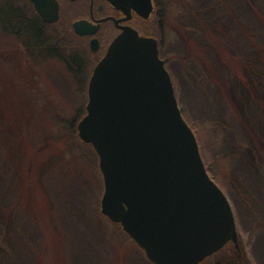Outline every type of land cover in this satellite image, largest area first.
<instances>
[{"label": "rangeland", "instance_id": "1", "mask_svg": "<svg viewBox=\"0 0 264 264\" xmlns=\"http://www.w3.org/2000/svg\"><path fill=\"white\" fill-rule=\"evenodd\" d=\"M160 2L162 18L158 24H161L163 29L162 34L159 32L163 56L169 61L167 67L178 91L180 106L186 110L188 122L196 125L203 138L204 161L210 164L231 154L233 144L229 143V139L236 132L238 140L245 145H253L251 148L254 149L257 160L264 165V64H257L259 75L254 77L249 73V88L247 85L243 86L233 73L221 63H217V58L212 56L219 78L231 88V93L227 94L228 101L233 100L237 108L239 106L243 108L242 111L249 113L253 125L251 128L258 132L255 144L252 140H247L250 138L249 134L241 129L231 104L224 102L219 90L213 87L211 94L214 98L219 97L217 112L223 114L217 118L228 123L227 133H224L230 134L227 139L223 135L222 140V131L216 134L218 129L212 124V120L216 118L211 110L213 102L208 110L202 106L197 95L188 91L189 79L184 75V69L189 70L192 75L201 73L196 63L184 59L188 55L187 47H196V44L202 43L200 33L196 32L201 29L200 22L195 19L193 9L202 11L197 13L198 16L202 14L209 22L225 28L234 47L242 50L249 47L247 37L264 32V18L262 20L252 8L254 0H221L222 4L219 0ZM206 4L211 8L203 10ZM154 24L147 22V34L151 35ZM24 25L23 21L16 22L15 31L20 32L19 29ZM21 47V36L8 34L0 39V53L19 50ZM3 65L0 56V117L8 109L17 111L14 123L20 126L21 131H28L30 140L40 145H43L47 138L57 139L63 136L56 122L57 116L71 118L86 100L77 93V83L64 63L55 58L44 60L36 68L35 84L26 82L19 74L12 73L6 78ZM211 131L219 137L218 140L216 136L215 139L211 137ZM243 149L242 155L230 156L228 160L229 167L236 172L241 182L244 198L239 200L233 195L227 196L234 209L239 237L243 239L252 263L264 264V229L257 224L254 213V210H264V183L257 166L252 165L253 153L248 147ZM56 153H60V156L56 158V164L46 167L44 182L59 210L58 223L67 231L66 253L70 264H153L133 240L119 234L111 222L100 217L99 210L102 213L101 202L105 191L100 167L98 169L76 145ZM5 182L10 186L13 184L9 178L0 175L1 213V209L6 208V203L14 202V199L10 200L11 196L15 195L14 189L13 195L7 194L8 187ZM219 185L226 193L227 185L222 182ZM31 225L29 224V227L33 229ZM38 234L39 232L36 236L40 238ZM20 250L24 251L22 247Z\"/></svg>", "mask_w": 264, "mask_h": 264}, {"label": "water", "instance_id": "2", "mask_svg": "<svg viewBox=\"0 0 264 264\" xmlns=\"http://www.w3.org/2000/svg\"><path fill=\"white\" fill-rule=\"evenodd\" d=\"M154 8L146 0L147 19ZM88 93L78 130L99 156L103 215L154 264H201L238 245L232 203L207 169L158 39L125 27L95 67Z\"/></svg>", "mask_w": 264, "mask_h": 264}, {"label": "trees", "instance_id": "3", "mask_svg": "<svg viewBox=\"0 0 264 264\" xmlns=\"http://www.w3.org/2000/svg\"><path fill=\"white\" fill-rule=\"evenodd\" d=\"M219 3L222 4L221 0H219ZM158 5L157 12L148 22L155 23L152 26L151 35L160 40L161 56L164 59L162 40L159 34V32L162 34L163 29H161V24H158V21L162 18V10L161 5ZM209 8L211 7L206 4L203 10ZM252 8L263 20L264 0H254ZM19 9L23 10L20 7ZM215 9L217 8L215 7ZM228 11L230 12V10ZM198 12L201 13L202 11L193 9L195 19L200 22L201 29L196 30V32L200 33L202 43L196 44V47H187L188 55L184 59L196 63L200 67L201 73L192 75L189 70L184 69V75L189 79L188 91L196 94L198 102L207 110L210 109V104L213 102L211 110L216 118L212 120V124L218 129L216 134L218 131H222L221 139L223 135L227 139L230 138V134L224 132L228 129V123L217 118L223 116L222 113L217 112L219 97L218 99L217 96L214 98L211 94V89L213 87L217 88L223 101L231 104L241 129L246 130L249 134L250 138L247 140H252L255 144L258 139L256 137L258 132L251 128L253 125L249 113L242 111L243 108L239 106L237 108L233 100L229 99L228 101L227 94L231 91V88H228L219 78L212 56L217 58V63H221L233 73L243 86L247 85L250 88L249 73L254 77L257 74L259 75L257 64H264V32L261 31L260 34H251L247 37L249 47H244L241 50L239 47H234L229 32L225 28L209 22V19L202 14L198 16ZM0 21L4 28L12 26L15 34L21 36V42L23 43V47L19 50L0 53L4 62V76L6 78L12 73L19 74V77L26 82L35 84V82L37 83L36 68L39 64L43 63L44 60L55 58L64 63L72 75L79 76L81 81L76 84V90L79 88L80 91L87 94L88 77L93 66L89 63V55L85 47L81 45L76 48L69 47L70 43L75 42L72 38L62 43L60 47H53L51 45V33L44 23L37 17L28 18L23 12H19L17 16L7 12L0 16ZM16 21H23L25 24L19 29L20 32L15 31L14 22ZM3 35L6 34L3 33ZM165 61L168 65V59ZM177 96L180 99L178 91ZM85 99V102L78 107L77 113L71 118L57 116L56 122L61 130L58 129L63 133V136H59L57 139L47 138L43 145L31 141L28 131H21L20 126L14 123L17 111L8 109L4 114L2 113L0 117V175L11 180L12 186L5 182L6 187H8L7 194L13 195L14 189L15 195L11 196L10 200L14 199V202L6 203V208L1 209L2 213L0 212V264H70L68 253H66L67 231L61 223H58L57 213H59V210L46 188L44 175L46 167L56 164V158L60 156V153L56 152L58 150L64 151L74 145L79 148L83 155H87L90 161L99 169V156L95 148L92 144L85 143L79 136V123L87 114L88 98ZM262 106L264 109V101ZM181 109L187 120L186 110ZM26 116L28 115L26 114ZM190 125L198 137L202 151L203 138L201 133L196 125ZM216 134L211 131V137L215 139L216 136L218 140L219 137ZM237 137L236 132H234V136L229 139V143L233 144L231 154L221 157L220 160H215L213 163H206V166L211 177L218 184L222 182L227 185L226 194L228 196L233 195L234 198L237 197L242 200L244 192L241 188V182L236 172L229 167L230 161L228 159L233 155H242L243 148L248 147L253 153L255 165L254 163L252 165L257 166L263 183L264 165L257 160L256 153L251 148L253 145H245ZM40 194L43 196V200ZM254 213L257 224L264 229V210H254ZM99 215L111 222L119 234L133 240L120 223L112 222L101 213V210H99ZM24 221L28 222L25 223ZM29 224H32L33 229L29 227ZM25 225H28V227ZM38 232L40 238L36 236ZM38 239L40 240L38 241ZM20 247L24 251H21ZM201 264L253 263L240 236L238 245L230 242Z\"/></svg>", "mask_w": 264, "mask_h": 264}, {"label": "flooded vegetation", "instance_id": "4", "mask_svg": "<svg viewBox=\"0 0 264 264\" xmlns=\"http://www.w3.org/2000/svg\"><path fill=\"white\" fill-rule=\"evenodd\" d=\"M39 1L41 8L51 21L42 16L33 0H0V16L7 12L17 16L19 12H23L28 18L37 17L50 31L53 47H60L69 38L75 40L74 43L69 44V47L76 48L80 45L85 47L89 55V63L93 66L88 77V84L95 67L106 56L111 43L123 32L125 27L134 28L142 36L153 37L147 34L146 0L145 2L143 0H124L122 5L115 4L112 0ZM153 2L155 14L158 4L161 5V2L160 0H153ZM16 22H14L15 26ZM77 23H84L85 27L77 29ZM3 33L16 35L12 26L4 28L0 21V39H2ZM73 77L79 84L81 81L79 76L73 74ZM77 93L81 94L83 98H89L88 92L86 94L79 88Z\"/></svg>", "mask_w": 264, "mask_h": 264}]
</instances>
